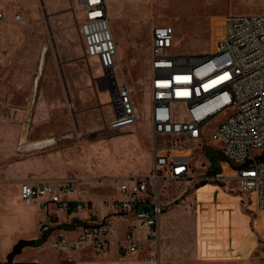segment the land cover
<instances>
[{
    "label": "rangeland",
    "instance_id": "rangeland-1",
    "mask_svg": "<svg viewBox=\"0 0 264 264\" xmlns=\"http://www.w3.org/2000/svg\"><path fill=\"white\" fill-rule=\"evenodd\" d=\"M42 1L45 13L40 0H0V11L7 22H0V106L27 104L30 91L27 85L32 84L27 78L33 76L36 65V61L33 65V56L28 54L33 46L35 53L41 45L48 48L38 93L42 92L44 83L50 86L44 113L39 112L38 97L32 103L29 125H11L0 117V143L4 145L6 131L15 134L14 147L18 145L17 133L27 134V142L51 137L56 142L43 149L33 146L21 151L15 149L9 156H2L0 164L13 165L18 170L46 164L54 174L53 179L79 178L83 195L93 202L114 197L122 178L146 175L152 168L149 118L152 26L173 27L171 54L201 56L215 49L225 15L264 13V0H105L117 44L115 73L130 85L132 99L140 112L134 124L111 131L106 127L105 114L109 90L92 84L98 83L103 71L95 58L85 56L79 30L83 16L74 8L76 0ZM15 13H21L23 20L12 21L9 30L7 20ZM45 16L54 33L56 54L47 36ZM22 23L29 28H22ZM27 32L35 36L24 44L29 36ZM56 56L62 63L69 98L65 96ZM217 121L213 119L204 127L201 143L183 142L189 155V177H165L159 183L163 215L172 214L176 223L166 238L188 249L199 241L198 234H201L205 240L206 237L212 240L207 248L230 250L241 254L240 260L255 263L264 258V210H257L250 195L239 189L232 167L220 166L219 180L197 187L205 181L203 177L210 175L208 151L220 153L212 138ZM173 141L180 143L173 136H164L158 143ZM112 220L118 221L120 228L127 222L126 219ZM27 254L32 260L29 263L35 264H110L107 257L101 260V255L89 247L62 251L52 248L48 242ZM138 256L149 257V254L145 251Z\"/></svg>",
    "mask_w": 264,
    "mask_h": 264
},
{
    "label": "built area",
    "instance_id": "built-area-1",
    "mask_svg": "<svg viewBox=\"0 0 264 264\" xmlns=\"http://www.w3.org/2000/svg\"><path fill=\"white\" fill-rule=\"evenodd\" d=\"M74 8L83 16L79 30L85 56L97 60L104 88L109 90L107 129L134 124L140 112L130 85L115 74L117 44L106 1L76 0ZM11 18L19 21L22 17L15 13ZM221 28L215 49L192 56L169 52L173 27L152 26L149 118L153 160L148 174L122 178L116 195L98 202L85 198L76 177L19 183L24 205L43 212L36 228L41 244L48 242L57 250L88 246L96 254L114 245L120 255L137 254L146 243L156 247L164 212L159 183L165 177H189V155L183 142L201 143L204 127L213 119L218 120L212 138L222 155L219 165L231 166L239 189L250 195L257 210H264V13L225 15ZM17 111L0 106V117L9 124L20 123ZM164 136L177 137L180 143L161 145L158 142ZM221 177L218 172L202 179L215 182ZM112 218L127 222L120 228ZM74 219V225H66ZM240 264H264V258Z\"/></svg>",
    "mask_w": 264,
    "mask_h": 264
},
{
    "label": "crops",
    "instance_id": "crops-1",
    "mask_svg": "<svg viewBox=\"0 0 264 264\" xmlns=\"http://www.w3.org/2000/svg\"><path fill=\"white\" fill-rule=\"evenodd\" d=\"M40 4L44 9V3L40 0ZM21 15V20L16 22H21L23 20V15ZM46 24H47V36L49 39L54 36L53 31L51 30V26L49 24L48 17L45 16ZM8 29H11L10 24L13 20L9 18L8 20ZM0 22L7 23L5 20H1ZM5 26V25H4ZM26 26V27H25ZM1 27V26H0ZM22 28H29V26L22 23ZM8 35V34H7ZM25 35V34H24ZM26 35H29L28 32ZM9 36V35H8ZM12 32H11V35ZM29 35L24 44L28 43L31 39ZM38 37V36H37ZM39 39V37L37 38ZM41 39V38H40ZM44 40V37H43ZM33 41V40H31ZM44 43V42H43ZM34 45V44H33ZM32 45V46H33ZM38 49L37 53H35V47L29 48L28 54L33 56V61L35 65L34 74L30 76V82L32 83L30 86L29 94L26 97L28 101L27 104L23 107H18L14 105H3L4 107H13L18 109L16 112L18 120L20 123L11 125H20L23 127L24 124L29 125L31 118V108L32 103L34 104L36 97H38V109L39 112L44 113L45 110V102L50 98L49 94V83H44L42 88V92L39 94V87H40V77L43 74V60L48 48L41 45ZM35 57V58H34ZM56 59L57 56H56ZM42 62V67H41ZM33 63V62H32ZM59 65V64H58ZM34 67V66H33ZM42 68V69H41ZM59 68V66H58ZM62 78V77H61ZM64 78H62L63 82ZM20 83H24V80H21ZM63 83H66L64 80ZM93 86H97L99 89H105L103 85V78L101 77L98 83H92ZM65 96L69 98V93L67 88H65ZM55 96V94H54ZM58 97V95H57ZM29 99V100H28ZM51 101H54L53 99ZM1 106V107H3ZM52 110H55L53 108ZM3 137H5L4 145L0 143V159L2 156H9L10 153H13L14 150H23L25 149H32V145L34 142H27V134L17 133V138L21 141L20 144L14 147V139L15 134L11 131L3 133ZM48 139V138H46ZM45 139H40L38 141H42ZM56 142V139L54 143ZM54 143H45L44 146L54 145ZM38 148V149H43ZM54 174L50 171V169L46 166V164L42 165H30L26 168H16L13 165H5L2 166L0 164V264H28L32 260L28 258V251L31 249L39 248L42 244L36 245L35 244H25L23 245L20 250L15 253L11 260L8 261V256L12 251L13 247L20 241L23 240H37L39 238V234L36 230L38 222L43 218V212L39 211L35 206H26L21 201L19 196V183L27 180L31 183L36 182L42 179H53ZM174 217L172 214L168 215H161L159 219V228L161 232V240L156 247H153L151 244H144L142 247V251L137 254L132 255H120L117 252V249L114 245H112L104 254L101 255V260L103 257H107L106 259L110 264H240V263H249V259L247 260H240L241 254H237L236 252L226 250V249H212L207 248V243H211V239L205 240L204 236L198 234V242H195L191 248L181 247L177 245L175 242L171 241L170 239L166 238L167 234L173 230L176 223L172 219ZM60 218L62 219V215L60 214ZM121 219V218H116ZM174 223H173V222ZM76 220L69 221L67 226L74 225ZM118 224V221H116ZM173 223V224H172ZM243 228V226H241ZM245 229V228H244ZM162 234L164 239L162 240ZM143 246V245H142ZM213 246V243H212ZM88 247V246H84ZM80 247L78 249L84 248ZM90 248V247H89ZM75 250V249H74ZM74 250H62V251H74ZM147 252L149 257L138 256L140 253ZM152 254L154 256H152ZM72 256L75 257L72 253ZM76 258V257H75ZM35 264V263H33Z\"/></svg>",
    "mask_w": 264,
    "mask_h": 264
},
{
    "label": "trees",
    "instance_id": "trees-1",
    "mask_svg": "<svg viewBox=\"0 0 264 264\" xmlns=\"http://www.w3.org/2000/svg\"><path fill=\"white\" fill-rule=\"evenodd\" d=\"M209 160H210V168L207 171L209 174H215L218 172H221V167L219 165V161L222 160V155L220 153H218L217 155L213 152V151H208L207 153ZM207 183V181H203L201 182L197 187H201L203 185H205ZM43 239L38 238L35 243L36 245L41 244V241ZM32 264V263H29Z\"/></svg>",
    "mask_w": 264,
    "mask_h": 264
},
{
    "label": "water",
    "instance_id": "water-1",
    "mask_svg": "<svg viewBox=\"0 0 264 264\" xmlns=\"http://www.w3.org/2000/svg\"><path fill=\"white\" fill-rule=\"evenodd\" d=\"M75 121V120H74ZM75 123V125H76V121L74 122ZM25 244H35V240H23V241H20V242H18L14 247H13V249H12V251L10 252V255L8 256V261H10L11 260V258H12V256L15 254V253H17L19 250H20V248L23 246V245H25ZM33 264V263H32Z\"/></svg>",
    "mask_w": 264,
    "mask_h": 264
},
{
    "label": "bare ground",
    "instance_id": "bare-ground-1",
    "mask_svg": "<svg viewBox=\"0 0 264 264\" xmlns=\"http://www.w3.org/2000/svg\"><path fill=\"white\" fill-rule=\"evenodd\" d=\"M114 10V9H113ZM112 10V11H113ZM117 56H118V53H117ZM116 74V73H115ZM55 141V138L54 137H51V138H48V139H45V140H42V141H36L35 143H33V147H38V148H42L44 147V144L45 143H54ZM198 158V157H197ZM196 165V164H195Z\"/></svg>",
    "mask_w": 264,
    "mask_h": 264
},
{
    "label": "flooded vegetation",
    "instance_id": "flooded-vegetation-1",
    "mask_svg": "<svg viewBox=\"0 0 264 264\" xmlns=\"http://www.w3.org/2000/svg\"><path fill=\"white\" fill-rule=\"evenodd\" d=\"M50 42H51V46L53 47V50H54V52L56 54V51H55V48H54L55 47L54 37L50 38ZM57 62L59 64L58 66H59L60 75H61L62 78H64V73L62 71V63L58 59H57ZM64 80H65V78H64ZM64 80H63V82H64ZM63 85L65 86V88H67V84L66 83H63Z\"/></svg>",
    "mask_w": 264,
    "mask_h": 264
}]
</instances>
